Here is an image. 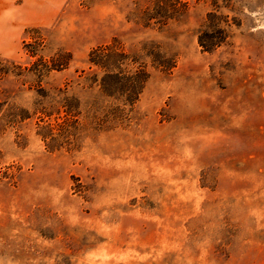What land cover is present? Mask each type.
<instances>
[{
	"label": "rangeland",
	"instance_id": "1",
	"mask_svg": "<svg viewBox=\"0 0 264 264\" xmlns=\"http://www.w3.org/2000/svg\"><path fill=\"white\" fill-rule=\"evenodd\" d=\"M0 264H264V0H0Z\"/></svg>",
	"mask_w": 264,
	"mask_h": 264
},
{
	"label": "trees",
	"instance_id": "2",
	"mask_svg": "<svg viewBox=\"0 0 264 264\" xmlns=\"http://www.w3.org/2000/svg\"><path fill=\"white\" fill-rule=\"evenodd\" d=\"M221 17H218L216 13H210L208 14V28L206 31L203 32V35L199 36V45L202 47V49L206 52H212L225 44L229 38L228 31L225 27L222 26L221 22L219 20ZM223 22V21H222ZM101 52L102 49H98L90 53L89 55V64L92 65V67H95L98 69V67H103V62L101 61ZM145 76V73L143 70H137L135 71L134 75L130 77L129 84L130 89L135 90V88L140 87L143 83L141 81V78ZM110 78V77H108ZM105 77L101 79L100 83L98 82V79H91L93 84H100L104 85L107 80L105 81ZM117 81V80H116ZM105 82V83H104ZM104 83V84H103ZM110 86V84H109ZM113 86V85H112ZM124 86V85H123ZM113 88V87H112ZM133 100H136L138 97V94H132Z\"/></svg>",
	"mask_w": 264,
	"mask_h": 264
}]
</instances>
